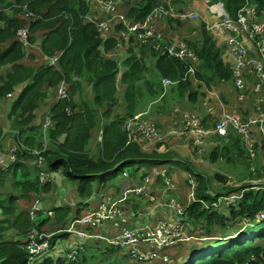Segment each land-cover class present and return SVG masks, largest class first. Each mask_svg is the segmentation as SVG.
<instances>
[{"label": "trees", "instance_id": "16d2710c", "mask_svg": "<svg viewBox=\"0 0 264 264\" xmlns=\"http://www.w3.org/2000/svg\"><path fill=\"white\" fill-rule=\"evenodd\" d=\"M167 1L115 0L117 11L124 13L130 23L143 21L153 8ZM171 1L182 9L193 0ZM221 1L231 15H235L247 2L256 4L259 11H264V0ZM92 6L93 3L87 0H0V109H3L0 113V147L3 146V140L11 135L26 147H19L17 160L11 168L0 169V264H26L27 253L19 245L26 239L30 219L28 209L18 206L19 199L31 200L40 190L47 194L52 186L51 193L57 194L67 178L76 183L75 193L81 199L79 204L85 205L87 198L98 193L112 192L114 196L118 195L121 187H115L106 180L107 175H116L123 165L129 164L131 168L127 173L139 180L147 172L146 169L155 166L164 169L168 163L182 166L184 170L183 173L166 170L168 176L172 171L174 178L180 181L172 179L178 190L174 194L180 196L182 202H186L187 196L181 184L186 175H192L198 184L195 192L197 201L187 209V221L193 228L187 227L190 231H187L183 240L159 250L151 260H138L127 251L107 246L102 241L104 249H95L89 257L84 255L81 259L88 247L84 246L76 261L45 255L42 264H87L97 254L104 255L103 264H117L124 260L129 264H264V218L260 216L264 215V188H249L235 203L213 206L219 196L239 194L252 184L229 186L223 175L215 173L213 177L223 183V188L212 195L208 192L212 188L206 176L194 171L190 163L174 158L168 144V150L164 153L155 149L144 152L137 144H127V133L122 127L126 118L140 112L142 101L139 100V87L144 81L147 82L146 91L150 90L149 96L152 99L156 95L159 97L160 87L151 83L156 74L176 81L171 92L177 93L178 98L186 97L190 103L198 100L203 88L227 90L232 87L231 70L222 61L221 51L211 34L204 24L193 26L189 20L167 18L155 22L158 31L168 37H183L194 50L198 59L195 74L184 78L186 69L181 61L169 57L163 51H155L150 44L142 43L136 36H129L124 41V49H118L117 38L124 29L118 20L111 22L103 39L96 23L105 16ZM22 28L28 30V44L25 46L18 35V30ZM45 57H55L56 60L51 64ZM61 81L68 84V98L51 101L47 105L50 109L46 111L49 95L54 94ZM118 87L123 90L124 113L114 114L111 118L118 104ZM86 88L89 91L85 95ZM38 110L40 113H37ZM46 115H49L51 124L45 135L47 144L43 154L45 170L52 181L42 189L37 171L29 168L33 156L28 149L43 148L45 133L42 123ZM102 118L106 119L100 124L102 141L97 144V153L91 156L90 150L84 149L89 143L92 129L99 126ZM5 121L9 123V132L4 131ZM214 137L217 143L208 154L211 162L219 159L243 162L249 156L245 155L247 152L235 131L230 130L225 137ZM254 146L257 150L263 149L260 151L263 158L264 141L260 140ZM260 164L251 170L255 179L264 178V161ZM57 174L62 177V185H59ZM96 179L98 182L93 188L92 183ZM162 184L163 179L158 176L152 183L153 192L157 193V187H162ZM121 207L127 215L135 214V217L141 210L136 201H126ZM48 208L54 211L55 223L59 226L82 214L80 206L73 210L71 206L58 201ZM48 220L49 217L39 219L36 227H42ZM143 222V218L136 217L128 223L130 226L127 224L123 228L139 226ZM241 227L244 229L240 230ZM216 229H220V233L218 237H213L211 234ZM86 230L96 233L95 228ZM99 230L102 235L111 234L110 227ZM201 234L206 237L191 246L179 261L180 253L185 252L186 243L199 239L197 237ZM68 235L59 232L50 241L54 244ZM257 240L262 241L258 243ZM100 241L96 239L99 247L102 246ZM86 242H81V245ZM116 253L118 256H115L114 263L105 262Z\"/></svg>", "mask_w": 264, "mask_h": 264}, {"label": "built area", "instance_id": "2783aa9c", "mask_svg": "<svg viewBox=\"0 0 264 264\" xmlns=\"http://www.w3.org/2000/svg\"><path fill=\"white\" fill-rule=\"evenodd\" d=\"M87 2L93 3L92 7L99 9L100 13L105 16L104 19L96 23L97 31L103 39L106 38L111 22L118 20L124 27L120 32V37L117 38L116 47L118 49H124V41L129 36H136L142 43L150 44L155 51H163L169 57L181 61L186 69L184 78L195 74L198 59L194 50L183 37H168L158 31L155 22L171 18L181 21L189 20L194 24H197V22L204 23L205 29L212 35L217 46L222 49L220 50L223 61L231 70L238 105L246 112H250L247 117L228 112L220 101L221 104H217L219 112L221 111L219 117H213L216 108L208 106L206 108L208 118H206L204 124V119L195 111L174 106L172 115L178 117L180 121H178V124L162 130L153 119L147 118L148 111L145 110L123 121L122 127L127 133V144H137L144 152L155 149L159 153H164L168 150L166 144L169 141L187 139L192 146V149H190L186 144L190 152L200 155L210 136L225 137L230 130H233L239 135L249 156L251 158L255 157L253 130L255 129V134L264 140V20L260 18L262 12L258 11L255 4L247 2L236 11L235 15H231L221 1L212 3V0H200L201 4L204 5L203 10L191 7L178 10L176 6L168 1L167 3L158 4L143 21L130 23L124 13L117 11L115 0H87ZM88 19L94 20L91 17H88ZM18 35L22 44L27 45L28 30L26 28L19 29ZM45 59L49 60L51 64L56 60L55 57H45ZM175 84L176 81H172L168 77H162L160 96L163 97L165 89ZM56 91L57 99L68 98V84L65 81H61L57 85ZM207 99L208 96L204 98V105H207ZM248 102L250 105H248ZM50 124L49 115H46L42 123V131L45 133L43 148L28 149L33 156L31 163L37 171L39 185L42 189L51 182V176L45 170L46 165L43 154L47 144L45 135ZM100 131L98 140L101 142L103 134L102 130ZM157 144L159 146H156ZM20 146H22V142L14 137L12 143H8L6 151L0 152V169H8L9 166L11 167L14 164ZM158 176L163 179L167 189L177 190L166 170L152 167L149 172L142 175V180L139 183H131L121 187L117 196H114L112 192L94 195L97 197L95 204L97 208L89 209L87 213L80 214L78 218H73L65 228L48 234L40 231L35 224L36 213L41 210L39 209L40 196L44 194L40 190L33 198V203L28 209L30 228L27 237L19 245L27 253L26 264H42L43 257L48 255L51 247L50 238L61 231L74 234L84 240H102L107 246L125 250L138 260H151L156 257L159 250L178 244L186 237L187 224L189 223L187 221V209L189 204L196 200L193 189L187 194L186 202L170 200L159 204L158 209L155 210L147 212L141 209L137 212L136 217L143 218L144 222L139 226L123 228L136 217L135 214L133 216L127 215L121 204L126 201L133 202L139 198L154 201L156 193L153 192L152 183ZM262 183L264 184V178ZM259 184L254 182L251 188L259 189ZM166 188L164 193H168ZM209 193L212 194L211 191ZM241 194L242 192L219 196L212 205L224 204L228 206L241 198ZM158 211L166 217L147 219L148 215H154ZM44 212L48 217H54L52 209H45ZM260 216L264 218L263 214H260ZM103 227H110L111 234L102 235L97 232L100 231L99 228ZM86 228H95L96 233H89ZM78 243V249H72L66 254L68 260H76L78 250H84L81 242ZM40 255H43L41 260L39 259Z\"/></svg>", "mask_w": 264, "mask_h": 264}, {"label": "rangeland", "instance_id": "374dc122", "mask_svg": "<svg viewBox=\"0 0 264 264\" xmlns=\"http://www.w3.org/2000/svg\"><path fill=\"white\" fill-rule=\"evenodd\" d=\"M215 1L216 0H212V3ZM188 6H189V4H188ZM263 15H264V13L262 14V16ZM123 58H124V56H122V59ZM33 63H37V61H34ZM160 79H161V77L158 74H156L153 77V80H151V83L157 87H160ZM146 85H147V82L144 81L141 84V86L139 87V89L141 88L140 89L141 93L139 92L141 94L139 96V100L142 101L139 109L141 111H145V110L149 111L148 116H147L148 119H150V118H151L150 120L153 119V117H151V116H154L156 111L159 112L157 109H161V112H164L165 110H167V113L170 114L173 106H180L181 108H188L187 103H189V101L186 100V97L178 98L177 93L171 92V90H172L171 87H168L165 89L166 94L160 100H156V101L152 102V100L153 99L155 100L158 97V95H156V96L152 95L153 96V99H152L149 96V93H150L149 89L147 90L148 95H145L142 97L143 89L145 90ZM215 90L218 92L219 96L222 95V93H223L222 89H215ZM52 91H54V90H52ZM85 91H86V93H85V95H86V94H88L89 89L86 88ZM201 91H203V89H201ZM117 99H119V97H117ZM55 100H59V99H57L56 89H55L54 94L52 93L51 95H49V99L46 103V107H47V105H49L51 103V101L53 103V101H55ZM160 103H161V105L159 106ZM123 107H124V102L120 100L118 102V104L116 105V107L114 108L113 112L114 113L123 112ZM155 108H156V111H155ZM49 109H50V107H47L46 111H49ZM2 112H3V109H0V113H2ZM198 114H200V113H198ZM2 116L5 118V115H2ZM173 119L176 120V119H178V117H174ZM105 121H106V119L102 118L101 122L99 123V126L95 127L91 131V138L89 140L88 145L84 149V151L89 149L91 156H93L97 153V144L100 143V141L98 140V135L101 132L100 131V124L102 122H105ZM178 121H180V120H178ZM37 123H38V120H36L35 124H37ZM169 125H172V124L165 125V123H163L160 126L162 127L161 128L162 130H165L167 128V126H169ZM4 127H5L4 131L9 132L10 129H8V127H9L8 122L5 121ZM212 138H213V140H212ZM212 138H209L208 142H206L204 144L203 149H202V153L200 155H198V157H199L198 162H194L190 159L188 160L189 156L187 158V157H185L186 155L183 156V155L178 154V156H177L176 153L172 151L173 149L170 147L169 142L167 144L170 148V152H172V156H174L178 160L186 161V162L190 163V165L194 168V171L202 173L204 176H206V178L209 181V185L212 188V190H210L212 192V194H215L214 191H216L220 188H223L222 187L223 183L217 181L213 177L215 175V173H219L220 175H223L227 179L226 185H229V186L237 187V186H241L242 184H248V183L253 184L254 182H257V183H260L259 184L260 188H264V184L262 183L263 177H260L259 179H255L254 172L251 171V167H253L255 169L259 166L260 163H262V161H264V159H263L264 157L262 158L260 156L261 153L257 154L256 160H254V159L248 160L247 158H244L243 162L242 161L240 162L238 160H235V161L232 160L230 162H226L224 159H219L215 162H211L210 160H208L209 150H211V147L217 143L216 138L215 137H212ZM176 140H178V139H176ZM184 144H187L190 147V149H192V146L190 145V143L187 139H185ZM166 147H167V145H166ZM167 149H168V147H167ZM183 153H185V150H183ZM245 155L247 156L246 153H245ZM262 156H263V154H262ZM258 160L260 163H258ZM31 161L29 163H31ZM29 166H30L29 168L34 169L32 163ZM9 167H8V169H9ZM155 167L160 169L157 166H155ZM181 167H179L173 163H168L166 168H164L163 170H167V168H168L169 170H172V171H175L178 173L179 172L183 173L184 170H182ZM130 168H131V166L129 164L123 165L122 170H119L116 175H112V174L107 175L106 182L112 183L111 185H113L115 187H119V186L124 187V186L131 184L133 182L139 183L142 180L141 178L139 180L137 178H132V176L131 177L129 176L130 175L129 173L127 175V173L124 172V171H129ZM260 169L262 170L261 164H260ZM172 171H171V174L169 176L171 177V179H175L177 182L180 183V181L178 179L174 178ZM144 172H145V170L143 171V173ZM147 172H149V169H147ZM146 173H144V174H146ZM57 176L59 177L60 184L62 185V181H63L62 177L60 176V174H57ZM97 182H98L97 179L95 181H93V183H92L93 188L96 187ZM181 184H183V187H184L187 194H189L192 191V189L194 190V192H196V189L198 186L196 180L190 174L186 175V177L183 179ZM74 186H76L75 182L65 178L64 185L59 190V192H58L59 194L57 195L58 199L56 201H58V203H60V204H67V205L71 206L73 210H75V208L77 206H80L81 207L80 212L82 211V214L87 213L89 209L97 208V206H95V200H97L96 196H93L92 198H87V200L84 201L85 205L79 204L81 199L77 196V193H75L76 187H74ZM161 186L162 187H157V189H158L157 193L154 192V193H156L154 201H148L147 199H144V198H139V199L135 200L136 203L140 204V209L148 212L149 210L158 209L157 206L161 203L169 202L170 200L178 202V199H177L176 195L174 194V191H172L171 189H167L165 184H162ZM53 187L54 186H52L50 188V190H49L50 192L40 196L41 200H40V204H39V209L45 208L48 202H52V199L54 198V194L51 193V190ZM165 188H166V191H168V193H164ZM249 188H251V186L250 187L248 186L245 189H243L241 196H243L244 191L249 189ZM254 190H257V188H255ZM208 192H209V190H208ZM118 198H119V196H118ZM32 201L33 200H27L26 201L25 199H19L18 200V204H19L18 206L20 208L22 207L23 209H28L32 205V203H33ZM195 201H197V199ZM128 214H130V212ZM43 217L46 218L45 212H43V213L37 212L35 224L37 223V221L39 219H41ZM165 217L166 216L164 214H162L158 211L154 215H148L147 219H152V218L158 219V218H165ZM68 223H69V221L64 226H59L58 224L55 223V217H49V220L42 227H40L39 230L46 233V234L53 233L57 229L65 228ZM127 226H130V224H128ZM187 226L190 229L193 228V226L189 223L187 224ZM234 228L235 227H233L232 229H234ZM242 229H244V227L240 228V230H242ZM218 230H220V229L214 230V232L211 235H214L213 237H218V235L220 233ZM187 231H190V230L187 229L186 233H187ZM211 235H207L208 237H210L209 239H213L211 237ZM26 237H27V235H26ZM205 237H206L205 235L201 234L197 237L199 239H193V240H190L189 243H186L185 252L183 254L180 253V260L179 261H181L183 259V256L185 255V253L187 252V250L191 246L202 242V240H200V239L205 238ZM261 241L262 240H257L256 242L259 243ZM78 242H86V240L79 238V237L75 236L74 234H69L65 238L58 239L54 244L51 243V247H50V250L48 252H53V253H55L54 255L61 256L66 261H69L66 257V254L72 249H78L79 248ZM100 244L102 245L101 247H99V244H98V242H96V240L87 241L84 246H88V247H86V250H85L84 254L81 256V259L83 258L84 255L89 257L95 249H98V248L104 249L105 245L103 244L102 241H100ZM78 251H79L78 256H80V250H78ZM119 254H122V253H119ZM43 255L39 256L40 260L43 257ZM115 256H118V254L116 253L115 255H112L110 257V259L105 260V262L116 261ZM103 258H104V255L97 254V257L90 258L91 260L87 261V264H103V261H102ZM124 261L126 262V260H124ZM124 261H122V263H124ZM122 263L119 261L117 262V264H122ZM124 264H129V262H126ZM136 264H138V263H136Z\"/></svg>", "mask_w": 264, "mask_h": 264}, {"label": "crops", "instance_id": "0c3cea01", "mask_svg": "<svg viewBox=\"0 0 264 264\" xmlns=\"http://www.w3.org/2000/svg\"><path fill=\"white\" fill-rule=\"evenodd\" d=\"M192 6H194V8H198V9H201V4L200 3H197L196 1L191 3ZM216 87H213L207 91H201V94L202 96H199L198 100L195 102V103H187L188 104V108H185V109H188L191 111H195L196 113H200V117H202L203 120V123L205 124L206 123V118H208L206 116V108L208 106H212L214 109L216 108L215 110V113L213 115V117H219V108L217 107V104H221L220 101L223 103L225 109L228 111V112H231V113H238V114H241L243 115V112H242V108H240L237 104V101H236V97H235V91H234V88H233V85L232 87H230L229 89L227 90H223V93L221 96L218 95V92L215 90ZM117 97H119L118 99V102L121 100L124 102V97H123V90H121L119 87L117 89ZM200 94V95H201ZM145 95H148L147 94V91L146 89L144 90L143 89V94H142V97L145 96ZM160 96V95H159ZM208 96V99H207V105H204V98ZM162 96L156 98L155 100L153 99V101H156V100H159L161 99ZM152 101V102H153ZM212 103V104H210ZM161 105V103L159 104V106ZM248 105H250V103L248 102ZM139 110V109H138ZM159 112L156 111V108H155V114L154 116H151L153 117V120L159 124V125H162L163 123H165V125H168V124H172V125H169L167 126L168 127H172L176 124H178V120H180L179 118L178 119H173L174 118V115H172L171 113L168 114L167 113V110H165L164 112H161V109H157ZM226 110H224L226 112ZM40 110L37 111V113H40L39 112ZM141 111V110H140ZM124 113V110L123 112H116L111 115V118L114 116V114H123ZM149 113V112H148ZM171 116V117H170ZM8 137H6L4 140H3V146L0 147V151L4 150V148L8 145ZM6 140V141H5ZM213 140V138H212ZM185 142V139H173L171 140V142L169 141V145L170 147L173 149L172 151L176 153V155L178 156V154L180 155H183L185 157L188 158V160H192L194 162H198L199 161V157L198 155L190 152V150L187 148L186 144H184ZM259 144V142H258ZM188 149V150H187ZM183 150H185V153H183ZM175 158V157H174ZM263 162V161H262ZM181 176V175H180ZM182 177V176H181ZM59 178V177H58ZM183 178V177H182ZM59 185H60V181H59ZM57 194H54V198L52 199V202H48L46 207L47 206H52V205H55V202L56 200L58 199L57 198ZM178 200L182 201L181 197H177Z\"/></svg>", "mask_w": 264, "mask_h": 264}, {"label": "clouds", "instance_id": "9594fccd", "mask_svg": "<svg viewBox=\"0 0 264 264\" xmlns=\"http://www.w3.org/2000/svg\"><path fill=\"white\" fill-rule=\"evenodd\" d=\"M172 5H174V6H176L177 8H178V10H180L179 9V7L177 6V5H175V4H173L172 3V1L171 0H168ZM167 1V2H168ZM197 2V3H200L201 4V2H200V0H193L191 3H193V2ZM216 1H221V0H216ZM215 1V2H216ZM221 2H223V1H221ZM189 4V6L191 7V8H194V6H192V4ZM250 3V2H249ZM223 4H224V2H223ZM254 4V3H253ZM256 5V4H255ZM188 6V7H189ZM203 7H204V5L203 4H201V10H203ZM225 7V6H224ZM187 8V7H186ZM241 8V7H240ZM239 8V9H240ZM198 9V8H197ZM226 9V8H225ZM257 9H258V7H257ZM259 11V10H258ZM228 12V11H227ZM260 12H262V14L264 13V11H260ZM262 14H261V16H260V18L262 19V20H264V15L262 16ZM191 24L193 25V26H197V25H200V24H204V23H199V22H197V24H194V23H192L191 22ZM205 28V27H204ZM212 36V35H211ZM212 39H213V37H212ZM213 41H214V39H213ZM215 42V41H214ZM215 44H216V42H215ZM216 46H217V44H216ZM218 47V46H217ZM219 49H221L220 47H218ZM222 50V49H221ZM220 50V51H221ZM222 54V53H221ZM221 58H222V55H221ZM222 61H223V58H222ZM224 62V61H223ZM162 78V77H161ZM233 79V78H232ZM176 85V84H175ZM232 85H233V82H232ZM172 86H174V85H172ZM171 86V87H172ZM233 88H234V86H233ZM203 91H207L206 89H204L203 88ZM235 91V90H234ZM161 92H162V88H161V79H160V94H161ZM159 94V95H160ZM166 94V93H165ZM164 94V95H165ZM236 91H235V97H236ZM164 95H163V97H164ZM202 96V95H201ZM162 97V98H163ZM160 100V99H159ZM153 101V100H152ZM237 101V100H236ZM238 104V103H237ZM240 108H242L240 105H238ZM174 107V106H173ZM172 107V108H173ZM180 107V106H179ZM181 108V107H180ZM182 109H185V108H182ZM140 112H142V111H140ZM149 112V111H148ZM242 112H243V115H241L242 117H247V115H249L250 114V112H246L243 108H242ZM171 114H172V109H171ZM238 114V113H237ZM148 116V115H147ZM100 130H102V129H100ZM102 134H103V132H102ZM252 134H253V138L255 139V142H254V145H258V142L261 140L262 142L264 141L263 139H261L257 134H255V129L253 130V132H252ZM103 136V135H102ZM212 137H214V135H212V136H210L209 138H212ZM12 140H14V136L13 135H11V137H9L8 138V143L9 144H11L12 143ZM208 142V141H207ZM242 142V141H241ZM244 146V145H243ZM20 147H23V148H25L23 145L22 146H20ZM255 147V146H254ZM245 148V147H244ZM6 149H7V146L4 148V150H2V151H0V152H5L6 151ZM19 149V148H18ZM255 150H256V154H258V153H260V151L261 150H263V149H256V148H254ZM245 150H246V152H247V155H249V153H248V151H247V149L245 148ZM256 156V155H255ZM255 158V157H254ZM254 158H251L250 156H248L247 157V159L248 160H252V159H254ZM17 160V159H16ZM16 162V161H15ZM14 162V163H15ZM31 164V163H30ZM11 168V167H10ZM35 169V168H34ZM36 170V169H35ZM251 170H254V168L253 167H251ZM124 172H126L127 173V171H124ZM128 174V173H127ZM51 181H52V179H51ZM92 198V197H91ZM31 200H33V198L31 199ZM31 204V203H30ZM95 204H96V200H95ZM48 207H50V206H47V207H45V208H43V209H41L43 212L45 211V209H51V208H48ZM29 209V208H28ZM38 212H40V210L38 211ZM46 217H48L47 215H46ZM54 217H55V214H54ZM62 229V228H61ZM61 229H57V230H55V231H58V230H61ZM61 232H63V231H61ZM100 231H98V233H99ZM57 233H59V232H57ZM65 233H67V232H65ZM69 234V233H68ZM55 235V234H54ZM51 239V238H50ZM102 241V240H101ZM50 243H51V241H50ZM84 246V245H83ZM55 253H53V252H49L48 253V255L47 256H51V257H55L56 259L57 258H62V259H64L63 257H61V256H58V255H54ZM76 260H78V258L76 259ZM76 260H74V261H76Z\"/></svg>", "mask_w": 264, "mask_h": 264}, {"label": "water", "instance_id": "95a60500", "mask_svg": "<svg viewBox=\"0 0 264 264\" xmlns=\"http://www.w3.org/2000/svg\"><path fill=\"white\" fill-rule=\"evenodd\" d=\"M118 164H119V163H118ZM118 164H116L115 167H116Z\"/></svg>", "mask_w": 264, "mask_h": 264}]
</instances>
